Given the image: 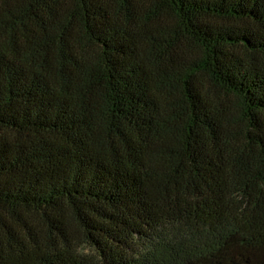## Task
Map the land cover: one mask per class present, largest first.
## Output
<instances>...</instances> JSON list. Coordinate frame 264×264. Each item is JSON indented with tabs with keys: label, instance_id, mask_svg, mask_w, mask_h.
I'll return each instance as SVG.
<instances>
[{
	"label": "trees",
	"instance_id": "trees-1",
	"mask_svg": "<svg viewBox=\"0 0 264 264\" xmlns=\"http://www.w3.org/2000/svg\"><path fill=\"white\" fill-rule=\"evenodd\" d=\"M0 264H264V0H0Z\"/></svg>",
	"mask_w": 264,
	"mask_h": 264
}]
</instances>
